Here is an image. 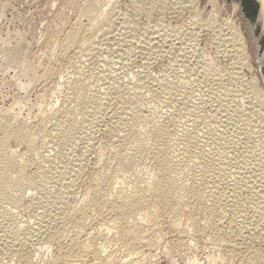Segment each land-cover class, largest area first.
Instances as JSON below:
<instances>
[{
	"label": "rangeland",
	"instance_id": "1",
	"mask_svg": "<svg viewBox=\"0 0 264 264\" xmlns=\"http://www.w3.org/2000/svg\"><path fill=\"white\" fill-rule=\"evenodd\" d=\"M94 1L0 0V139L8 125L35 133L0 145V264H72V240L100 247L79 264H264V106L247 19L227 0ZM139 141L169 166L177 206L153 223L143 208L147 238L131 242L87 204L110 182L108 201L158 179L160 158Z\"/></svg>",
	"mask_w": 264,
	"mask_h": 264
},
{
	"label": "bare ground",
	"instance_id": "2",
	"mask_svg": "<svg viewBox=\"0 0 264 264\" xmlns=\"http://www.w3.org/2000/svg\"><path fill=\"white\" fill-rule=\"evenodd\" d=\"M107 1V0H106ZM110 1V0H109ZM214 0H207V2H209V3H212L213 5H214V2L216 1H214ZM224 1V0H223ZM258 1V3H259V12H258V19H259V23H260V30H261V34H263L264 35V0H257ZM91 2H93V4H94V0H90V3ZM104 3V2H103ZM108 3V2H107ZM107 3H105V4H107ZM107 6H108V4H107ZM230 8L232 9V10H234V11H236V12H238V14H242V12H241V8H240V5H239V3L238 2H235V1H233V2H231L230 3ZM100 7H102V5H100ZM100 7H99V10H100ZM102 9V8H101ZM108 9V8H107ZM98 10V11H99ZM105 11H103V10H100L99 12H98V14H97V16L94 14V16L92 17V21H94L93 23L94 24H99V23H97V22H99V21H102V19H104V16H105V13H104ZM235 12V13H236ZM104 14V15H103ZM103 15V16H102ZM102 16V18L100 19V20H97L99 17H101ZM110 18V17H109ZM106 19V18H105ZM96 20V21H95ZM105 21V20H104ZM112 22V21H111ZM247 25H249V24H247ZM249 28V30L251 29V27H248ZM251 31H252V29H251ZM93 34V33H92ZM146 35V34H145ZM86 36V35H85ZM90 36V35H89ZM92 36V35H91ZM90 36V37H91ZM95 36H97V34L95 35ZM104 36V35H103ZM88 37V36H87ZM112 38V37H111ZM108 39V38H107ZM132 39V38H131ZM86 40H87V38H86ZM128 40V39H127ZM253 41H254V43H255V48H254V56L256 57V59H255V61H256V65H257V68H258V70H259V66L262 64V62H263V57L262 56H258L257 55V44H256V39L254 38V36H253ZM87 42V41H86ZM89 42H90V40H89ZM92 42V41H91ZM107 42V41H106ZM126 42V41H125ZM102 44V43H101ZM90 45V44H89ZM121 45V44H120ZM99 48V47H98ZM109 48V47H108ZM130 48V47H129ZM148 49V48H147ZM5 50V49H4ZM102 51V50H101ZM116 51V50H115ZM130 51V50H129ZM141 51V50H140ZM4 52V51H3ZM118 52V51H117ZM133 52V51H132ZM9 51H7V50H5V52L1 55L3 58L5 57V58H7V57H9ZM142 55V54H141ZM110 70V69H109ZM121 70V69H120ZM105 73V72H104ZM96 75V74H95ZM106 75V74H105ZM257 78V77H256ZM254 79V78H253ZM30 80H32V78H30ZM260 80H262V88H260V87H258L259 85H257L256 83L257 82H259V79L257 78V79H255V81H254V83H255V85H256V88H257V90H258V93H259V96H260V103H262L263 104V106H264V81H263V79L261 78ZM261 84V83H260ZM77 91L78 89H77V87H76V89H73L72 91ZM242 90V89H241ZM79 91V90H78ZM241 92V91H240ZM78 93V92H77ZM242 95V94H241ZM95 98V97H94ZM50 99V98H49ZM49 99H47V100H49ZM46 100V99H45ZM53 100V99H52ZM50 101V100H49ZM48 101V102H49ZM54 102V101H53ZM56 102V101H55ZM50 103V102H49ZM49 103H47V104H49ZM51 104H54V103H52L51 102ZM56 106V105H55ZM50 109V108H49ZM65 110V109H64ZM58 111V110H57ZM1 112V111H0ZM43 112H44V110H43ZM53 112V111H52ZM67 112V111H66ZM62 113V112H61ZM128 113V112H127ZM42 114V113H41ZM58 114V113H57ZM57 114H55V115H57ZM60 115V114H59ZM62 115V114H61ZM53 116V115H52ZM134 116V115H133ZM51 117V116H50ZM54 117V116H53ZM56 117V116H55ZM60 117V116H59ZM44 118V117H43ZM56 118H58V115H57V117ZM63 118V117H62ZM135 118V117H134ZM52 119V118H51ZM50 119V120H51ZM45 120V119H44ZM56 120V119H55ZM59 120V119H58ZM58 120H57V122H58ZM54 121V120H53ZM40 122V121H39ZM135 122V121H134ZM61 123V122H60ZM5 124V123H4ZM54 124V123H53ZM28 125V124H27ZM27 125H25V124H23V125H21V126H17V128L16 129H12V128H10L11 130H8L9 128V125H8V127H6L5 128V133H4V137H2V139H0V145H3L6 141H8V139H10V138H14V139H17V140H20L21 141V139L23 140H25V139H27V138H31L32 137V139H33V136L32 135H34L35 133H33V132H31L32 130H30L29 128L30 127H28ZM2 126V125H1ZM11 127H12V125H10ZM56 128V127H55ZM60 128H62V127H60ZM33 129V128H32ZM56 129H58V128H56ZM62 133V132H61ZM66 133H67V131H66ZM66 133H64L65 135H67ZM69 133V132H68ZM125 133V132H124ZM38 134H40V133H38ZM37 134V135H38ZM42 134H43V132H42ZM59 134V133H58ZM63 134V135H64ZM71 135V134H70ZM136 135V134H135ZM41 136V135H40ZM60 136V135H59ZM127 136V135H126ZM260 136V135H259ZM53 137V136H52ZM63 137V136H62ZM61 136H60V138H62ZM65 137V136H64ZM59 138V139H60ZM92 138V137H91ZM261 138V137H260ZM46 139V138H45ZM54 139V138H53ZM139 139H141V138H139ZM31 140V139H30ZM30 140H29V142H30ZM91 140V139H90ZM19 141V142H20ZM32 141V140H31ZM36 141V140H35ZM54 142V141H53ZM60 142V141H59ZM140 142V141H139ZM50 143V142H49ZM141 143V142H140ZM142 143H144V141H142ZM141 143V144H142ZM27 144H29V143H27ZM31 144H33V143H31ZM139 144V143H138ZM140 144V146H138V152L140 153V155H142L144 152H148L147 150H149V152H148V154H150V157L152 158V157H154V158H152V160L154 159H156L157 157H159L160 159H161V156H159L160 154H158V152H156V151H154V148H151V146H149V147H145L143 144L141 145ZM145 144V143H144ZM149 144H147V146H148ZM158 145V144H157ZM31 146V145H30ZM58 146V145H57ZM93 146V145H92ZM161 146V145H160ZM159 146V147H160ZM49 147V146H48ZM154 147H157L156 145L154 146ZM30 148V147H29ZM146 148H147V150H146ZM1 149V148H0ZM153 149V150H152ZM157 149V148H156ZM55 150V149H54ZM26 151V150H25ZM52 152H54V151H52ZM138 153V154H139ZM28 154V153H27ZM32 157V156H31ZM164 157V156H163ZM51 158V157H50ZM48 159V158H47ZM158 159L157 158V163L155 164L156 166H158V172H156L157 173V180L155 179V181H154V183L152 182V183H150V184H152V185H146L147 186V188L145 187V189L147 190V192H145V193H147L146 194V196H145V193L143 192V194L142 195H139V194H137V193H135V194H137V196L134 194V197L131 195H129L128 197L124 194V196L122 195V196H119V195H121V194H123V193H120L121 192V190H120V192H119V195H118V197H116V200L115 199H110L111 201H108V199L106 200L105 198H106V195L108 194V193H112V191H113V189H112V184H111V182H110V184H108V187L106 188V186H104L106 189L104 190H100L99 188L98 189H95V191H94V197H93V199H91L89 202H88V206L89 207H91L92 209H94V210H96V212H99L100 214L105 210L106 211V209H108L110 212H112L113 214L111 215V220H112V222L114 221L115 223V226L116 227H114L115 229L117 228V230L118 231H120V234H122L123 235V237L125 236V239H130V241L132 242V240H135V241H142L143 239H145L146 240V236H147V234H145L146 232H147V230L149 229H146L147 228V225L148 224H146V223H144V221H145V213L142 211V210H144L143 208H146L147 209V212H146V215L148 216H146L148 219L150 218V219H152V217H154L155 218V220H156V218L158 219L160 216L162 217V215L163 214H167V213H169V212H171L172 210H171V207H172V205H174L173 204V202H172V200H173V198H174V195L175 194H173L174 193V191L173 190H175L176 189V187H175V189L173 188V182L175 181H173L172 182V180L170 179V177H169V175H168V173H170V172H168L167 171V168L169 167H166L167 166V164H165L164 163V161L161 159ZM165 161H166V157H165V159H164ZM81 162V161H80ZM149 162V161H148ZM155 162H156V160H155ZM168 163V162H167ZM78 164V163H77ZM75 165V164H74ZM58 167V166H57ZM61 167V166H60ZM116 167H117V169H114V170H116L119 174H117V175H121V179H125V177H126V175L125 174H120L121 173V168H120V166H118V165H116ZM79 169V168H78ZM169 170V169H168ZM70 171V170H69ZM77 171V170H76ZM60 172V171H59ZM123 172V171H122ZM109 173H112V172H109ZM109 173H107L106 172V174H109ZM113 173L115 174L116 172H114L113 171ZM155 174V173H154ZM109 175H111V174H109ZM109 175H107V176H109ZM116 175V174H115ZM112 176V175H111ZM119 176H117L116 178H118ZM255 176V175H254ZM115 177V176H114ZM152 177V176H151ZM156 177V176H155ZM256 177V176H255ZM7 178H8V176L6 177L3 173H0V183H2L3 182V184L6 186V184H7V182H9V180L7 181ZM108 178V177H107ZM106 178V179H107ZM120 178V177H119ZM29 179V177H21L20 179H18L17 180V187L18 186H22V183H23V181L24 180H28ZM151 179L152 178H150L149 180H150V182H151ZM256 179V178H255ZM144 180H145V178H144ZM148 180V179H147ZM153 180V179H152ZM12 181V180H11ZM10 181V182H11ZM113 181V180H112ZM141 181V180H140ZM143 181V180H142ZM64 182V181H63ZM176 182V181H175ZM212 182V181H211ZM6 183V184H5ZM121 183V182H120ZM141 183V182H140ZM146 183V182H145ZM147 183H149L148 181H147ZM213 183V182H212ZM68 184V183H67ZM144 184V183H143ZM262 184V183H261ZM75 185V184H74ZM106 185V184H105ZM174 185H176L175 183H174ZM216 185V184H215ZM8 186H10V185H8ZM20 186V187H21ZM143 186V185H142ZM214 186V185H213ZM20 187L18 188V190H20ZM99 187V186H98ZM186 187V186H185ZM215 187V186H214ZM218 187V186H217ZM263 187V186H262ZM73 188V187H72ZM97 188V187H96ZM142 188V187H141ZM141 188H140V190H141ZM16 189V188H15ZM102 189V188H101ZM112 189V190H111ZM143 189V188H142ZM17 189H16V191H18ZM110 190H111V192H110ZM186 190V189H185ZM117 191V190H116ZM119 191V190H118ZM178 191V190H177ZM216 191V190H215ZM232 191V190H231ZM141 192V191H140ZM210 193V192H209ZM141 194V193H140ZM31 195V194H30ZM69 195V194H68ZM109 195V194H108ZM116 195V196H117ZM183 195V194H182ZM33 196V195H32ZM64 196V195H63ZM111 196V195H110ZM176 196V195H175ZM263 196V195H262ZM108 197V196H107ZM110 198V197H109ZM217 198V197H216ZM16 199H17V197L16 196H14V197H12L11 198V202L12 203H16ZM58 200V199H57ZM62 200H64V199H62ZM86 202V203H87ZM146 204H145V203ZM39 203V202H38ZM41 203V202H40ZM61 203V202H60ZM68 203V202H67ZM75 205V204H74ZM178 205H179V203H178ZM61 206V205H60ZM85 206V205H84ZM87 206V207H88ZM175 206V205H174ZM176 206H177V203H176ZM182 206V205H181ZM179 207V206H178ZM184 207V206H183ZM188 207V206H187ZM60 208H62V207H60ZM65 208V207H64ZM79 208V207H78ZM106 208V209H105ZM151 208V209H150ZM176 208V207H175ZM181 208V207H180ZM189 208V207H188ZM200 208V207H199ZM63 209V208H62ZM87 209V208H86ZM5 210V209H4ZM40 210V209H39ZM181 211V210H180ZM61 213V212H60ZM186 213V212H185ZM149 214V215H148ZM169 215V214H168ZM179 215V214H178ZM99 216V215H98ZM102 216H103V214H102ZM149 216H152V217H149ZM189 216V215H188ZM58 217V216H57ZM109 217V216H108ZM144 218V219H143ZM146 218V219H147ZM164 218V217H163ZM143 219V220H142ZM150 219H149V222H150ZM161 219V218H160ZM110 220V219H109ZM110 220V221H111ZM141 220L143 221V222H141ZM47 221V220H46ZM147 221V220H146ZM159 221V220H158ZM158 221H156V222H158ZM148 222V221H147ZM161 222V221H160ZM179 222V221H178ZM192 222V221H191ZM109 223V222H108ZM108 223H107V225H108ZM150 223H153V220H152V222H150ZM106 224V223H105ZM114 224H113V226H114ZM160 224V223H159ZM173 224V223H172ZM149 225H151V224H149ZM153 225H155V224H153ZM187 225V224H186ZM19 226V225H18ZM18 226H16V228L14 227V233H18V232H20V228H22V227H18ZM39 226V225H38ZM195 226V225H194ZM198 226V225H197ZM39 227H41V226H39ZM38 227V228H39ZM112 227V226H111ZM146 227V228H145ZM153 227V226H152ZM151 227V228H152ZM155 227V226H154ZM183 227V226H182ZM27 229L26 227H23L22 229ZM32 228V227H31ZM34 228V227H33ZM113 228V227H112ZM30 229V228H29ZM44 229V228H43ZM146 229V230H145ZM153 229V228H152ZM36 230V229H35ZM151 230V229H150ZM167 230V229H166ZM30 231V230H29ZM33 231H34V229H33ZM103 231V230H102ZM146 231V232H145ZM155 231V230H154ZM22 232V231H21ZM25 232V231H24ZM38 232V231H37ZM149 232V231H148ZM157 232V231H156ZM183 232V231H182ZM44 233V232H43ZM23 234V233H22ZM26 234V233H25ZM35 234H37V233H35ZM150 234V233H149ZM148 234V235H149ZM16 235V234H15ZM17 235H19V234H17ZM117 235V234H116ZM119 235V234H118ZM14 236V235H13ZM77 236V235H76ZM88 236V235H87ZM16 237V236H15ZM115 237V236H114ZM121 237V236H120ZM150 237V236H149ZM154 237V236H153ZM51 238V237H50ZM54 238V237H53ZM85 238V237H84ZM109 238V237H108ZM155 238V237H154ZM87 239V238H86ZM50 240H52L53 241V239H50ZM81 240V239H80ZM144 240V241H145ZM5 241V240H4ZM55 241V240H54ZM91 241V240H90ZM90 241H88V240H85V241H77V240H75V241H73L72 240V243H73V247H74V249L76 248L77 249V257H79V258H77V259H71L72 260V264H79V262L78 261H80V260H83V252H85L86 253V251H91V250H93L94 252H92L93 254L95 253L97 256H98V259H99V255H98V253H96V252H98V247L99 246H97V244H93L92 242H90ZM106 241V240H105ZM134 241V242H135ZM138 241V242H139ZM150 241V240H149ZM155 241V240H154ZM194 241V240H193ZM79 242V243H78ZM100 242V241H99ZM133 242V243H134ZM147 242H148V240H147ZM21 243V242H20ZM103 243V242H102ZM223 243V242H222ZM232 243V242H231ZM234 243V242H233ZM52 244V243H51ZM149 245H151V243L149 244ZM223 245V244H222ZM96 246H97V248H96ZM129 246V245H128ZM72 247V246H71ZM127 247V246H126ZM100 248V247H99ZM102 249V248H101ZM140 249V248H139ZM100 250V249H99ZM211 250V249H210ZM71 251V250H70ZM73 251V250H72ZM76 252V251H75ZM213 252V251H212ZM216 253V252H215ZM219 253V252H218ZM131 254V253H130ZM139 254V253H138ZM70 255V254H69ZM73 255H75V254H73ZM95 255V256H96ZM215 255V254H214ZM87 256V255H86ZM151 256V255H150ZM210 256V255H209ZM59 257V256H58ZM63 257V256H62ZM65 257V256H64ZM85 257V256H84ZM214 257V256H213ZM212 257V258H213ZM219 257V256H218ZM221 257V256H220ZM94 258V257H93ZM210 258V257H209ZM65 259V258H64ZM96 259V258H95ZM151 259H152V257H151ZM110 260V259H109ZM156 260V259H155ZM202 260V259H201ZM213 260V259H212ZM95 261V260H94ZM133 261V260H132ZM154 261V260H153ZM93 262V261H92ZM102 262V261H101ZM114 262V261H113ZM121 262V261H120ZM142 262V261H141ZM165 262V261H164ZM61 263V262H60ZM112 263V262H111ZM135 263V262H134ZM197 262L195 261H191L189 264H196ZM50 264V263H49ZM149 264V263H148ZM172 264V263H171ZM211 264V263H210Z\"/></svg>",
	"mask_w": 264,
	"mask_h": 264
},
{
	"label": "water",
	"instance_id": "3",
	"mask_svg": "<svg viewBox=\"0 0 264 264\" xmlns=\"http://www.w3.org/2000/svg\"><path fill=\"white\" fill-rule=\"evenodd\" d=\"M238 2L243 16L247 19L252 29V35L256 39L257 55L263 57V62L259 66V73L264 81V35L261 34L258 19L259 3L257 0H227ZM264 84V83H263Z\"/></svg>",
	"mask_w": 264,
	"mask_h": 264
}]
</instances>
